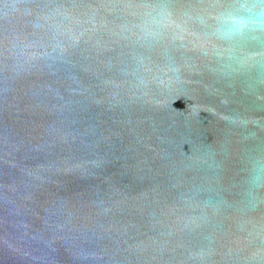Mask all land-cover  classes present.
<instances>
[{
    "label": "water",
    "instance_id": "water-1",
    "mask_svg": "<svg viewBox=\"0 0 264 264\" xmlns=\"http://www.w3.org/2000/svg\"><path fill=\"white\" fill-rule=\"evenodd\" d=\"M262 10L0 0V264H264Z\"/></svg>",
    "mask_w": 264,
    "mask_h": 264
},
{
    "label": "clouds",
    "instance_id": "clouds-1",
    "mask_svg": "<svg viewBox=\"0 0 264 264\" xmlns=\"http://www.w3.org/2000/svg\"><path fill=\"white\" fill-rule=\"evenodd\" d=\"M259 2L261 4H264V0H259ZM247 22L248 21H246V20L234 21L235 24H246ZM252 23H254L258 27H264V10L255 14V18L252 21Z\"/></svg>",
    "mask_w": 264,
    "mask_h": 264
}]
</instances>
